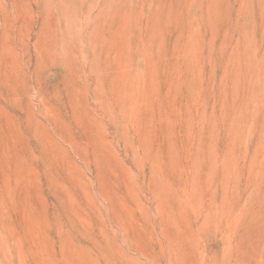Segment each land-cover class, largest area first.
I'll return each instance as SVG.
<instances>
[{"label": "rangeland", "instance_id": "rangeland-1", "mask_svg": "<svg viewBox=\"0 0 264 264\" xmlns=\"http://www.w3.org/2000/svg\"><path fill=\"white\" fill-rule=\"evenodd\" d=\"M0 264H264V0H0Z\"/></svg>", "mask_w": 264, "mask_h": 264}]
</instances>
